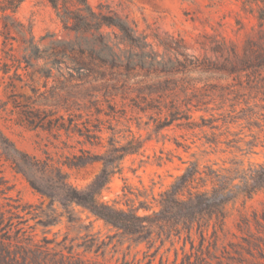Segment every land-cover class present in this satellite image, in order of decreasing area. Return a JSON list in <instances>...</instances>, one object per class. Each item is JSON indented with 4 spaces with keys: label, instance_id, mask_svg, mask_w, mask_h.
<instances>
[{
    "label": "rangeland",
    "instance_id": "1",
    "mask_svg": "<svg viewBox=\"0 0 264 264\" xmlns=\"http://www.w3.org/2000/svg\"><path fill=\"white\" fill-rule=\"evenodd\" d=\"M88 2L119 28L103 27V38L68 33L45 0H24L15 13H6L7 20L0 12V133L15 149L60 167L78 190L92 183L103 164L69 169L62 166L67 158L81 151L103 156L109 140L113 147L136 150L123 158L121 172L110 179L101 199L138 215L157 211L160 194L192 162L214 168L264 163V21L257 19L255 4ZM67 6L77 8L71 2ZM5 198L51 213L49 199L13 169L0 149V206ZM50 209L62 216L53 226L36 225L38 239L59 241L68 235L77 245L89 235L97 247L78 248L86 259L145 263V243L136 245L78 206H71L78 223H69L59 204ZM263 213L264 191L230 203L217 253L241 242L242 218L256 233L253 217ZM83 225L90 227L79 228ZM193 238L197 244L198 237ZM169 248L165 243L152 264L161 256L172 261Z\"/></svg>",
    "mask_w": 264,
    "mask_h": 264
},
{
    "label": "trees",
    "instance_id": "2",
    "mask_svg": "<svg viewBox=\"0 0 264 264\" xmlns=\"http://www.w3.org/2000/svg\"><path fill=\"white\" fill-rule=\"evenodd\" d=\"M23 1L1 0L0 12L4 19H9L6 13H15ZM45 1L68 33H90L103 38V27L119 28L112 17L96 12L88 0ZM247 1L256 5V17L264 21V0ZM70 2L77 7L75 10L68 8ZM108 146L109 150L103 156L81 151L62 164L70 169L102 162L103 169L92 183L84 190H78L68 183L67 174L60 167L21 153L0 133V149L5 159L36 192L49 199L48 210L51 212L47 215L39 207L22 206L16 200L5 198L7 203L0 206V264H102L88 260L78 252L80 247L85 249L84 252L97 247L93 239H88L89 235L77 245L74 244L75 239H69L68 235L59 241L56 237L37 238L36 225L53 226L62 216L50 209L55 203L64 210L69 223L80 222V219L74 218L71 209L75 205L120 231L136 245L145 243L148 251L144 264H152L153 257L165 243L170 244L168 251L173 250L174 258L169 261L161 256L158 264H264L258 261V258L264 260V213L253 217L256 233L251 232L249 220L242 218L238 225L243 234L241 242L228 243L222 247L220 254L217 253L220 236L224 235L227 206L239 196L249 199L264 191V163L244 168L243 164L234 162L232 168H214L211 165L200 167L197 161L192 162L169 189L160 194L157 211L138 215L137 210L118 209L101 199V193L110 179L121 172L123 158L136 151L113 147L112 140H109ZM27 216L30 218L27 219ZM29 220H36V224L30 226ZM89 227L83 225L79 228L88 230ZM194 235L198 237L197 244ZM179 242L182 245L178 250L175 244ZM187 244L189 248L186 250ZM150 249L155 251L149 253Z\"/></svg>",
    "mask_w": 264,
    "mask_h": 264
}]
</instances>
